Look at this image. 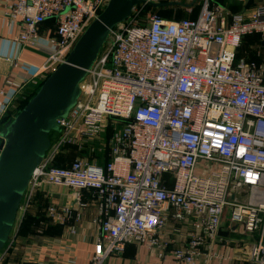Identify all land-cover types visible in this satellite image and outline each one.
<instances>
[{"label":"built area","instance_id":"2783aa9c","mask_svg":"<svg viewBox=\"0 0 264 264\" xmlns=\"http://www.w3.org/2000/svg\"><path fill=\"white\" fill-rule=\"evenodd\" d=\"M108 1H5L6 18L19 25L20 50H41L42 39L49 47L30 80H5L0 118L26 85L42 82L65 61ZM160 1L143 0L109 31L79 83L75 105L57 120L29 178L18 221L45 185L71 191L76 202L50 203L45 215L65 224L74 208L78 220L86 191L101 214L87 264H107L128 244L157 247L178 264H210L216 254L205 250L221 240L226 215L228 226L246 237L247 264H264V46L258 64L236 57L244 36L259 34L264 41V4L250 14L228 13L212 0H199L194 19L152 14L139 23L142 8ZM46 20L54 23L50 36L39 33ZM108 126L113 130L106 140ZM67 145L87 154L68 167L54 166ZM169 218L188 223L187 235L165 238ZM15 237L1 249L0 264ZM20 264L57 263L25 256Z\"/></svg>","mask_w":264,"mask_h":264},{"label":"crops","instance_id":"0c3cea01","mask_svg":"<svg viewBox=\"0 0 264 264\" xmlns=\"http://www.w3.org/2000/svg\"><path fill=\"white\" fill-rule=\"evenodd\" d=\"M5 1L0 0V89L4 86L5 80L11 78L17 84H24L34 75L37 68L42 65L49 45L41 40V50L27 48L20 50L16 40L19 32V25L15 21L6 18ZM8 1V0H7ZM232 4L237 10L247 14L263 5L264 0H223ZM228 13H232L225 5H221ZM233 10H236V9ZM53 21H47L39 29L42 36H47L48 27ZM30 85V84H28ZM26 85V87L28 86ZM25 87V88H26ZM1 98V97H0ZM63 167H68L71 161L59 162ZM42 192L46 195L49 203L64 205L67 207L76 206L75 197L71 191L57 186L45 185ZM84 193V194H83ZM81 201L86 206L80 209L79 219L75 220L76 211L73 210L69 222L61 224V229L53 234H47L42 238L34 239L31 243L24 242L22 256L35 258L41 262H56L66 264L68 259H73V264H87L89 254L93 251V245L98 238V222L101 216L99 204L96 197L90 192H82ZM228 218L222 219L220 228V241L211 244L208 251L216 254L210 264H247L243 240L246 237L239 235L235 229L228 226ZM74 226L75 232L70 233L69 228ZM189 231L188 223H177L169 218L165 228V238L180 240ZM222 235V237H221ZM225 239H224V238ZM18 240V239H17ZM20 249V248H18ZM107 264H178L174 259L157 247L148 248L146 244H128L125 252L117 257L108 260ZM184 264V263H180Z\"/></svg>","mask_w":264,"mask_h":264},{"label":"water","instance_id":"95a60500","mask_svg":"<svg viewBox=\"0 0 264 264\" xmlns=\"http://www.w3.org/2000/svg\"><path fill=\"white\" fill-rule=\"evenodd\" d=\"M143 0H109L77 40L65 61L39 85L26 104L1 132L0 251L17 218L29 178L50 145L57 120L66 116L79 95V83L92 66L109 31L124 21ZM159 7L169 3H152ZM264 46V41L262 42Z\"/></svg>","mask_w":264,"mask_h":264},{"label":"trees","instance_id":"16d2710c","mask_svg":"<svg viewBox=\"0 0 264 264\" xmlns=\"http://www.w3.org/2000/svg\"><path fill=\"white\" fill-rule=\"evenodd\" d=\"M179 1H185V2H179ZM161 3H169L173 2L174 4H164L159 7H153L151 5H146L142 9L146 10L147 8H154V9H172L173 7H181L184 8V12L186 13V17H183L181 19H194L200 9V1H194L192 5L187 0H162ZM227 1L223 0H212V5H225L226 8H229L232 13L238 12V10L230 3H226ZM191 7V11H187V6ZM236 10H233V9ZM160 15L166 17L163 15V13L159 12ZM180 19V20H181ZM47 21L52 20H46L43 22L42 25H44ZM54 30V23L50 24L48 27V33L47 36H50L53 34ZM262 41L259 34H250L246 35L242 38L241 44L236 50V57L237 58H245L248 61H252L255 63L260 62V56L256 54V49L262 48ZM246 48V49H244ZM41 81L38 82V84H30L28 85L20 94H18L15 99L12 102V106L8 108V110L4 113V115L0 118V134L2 131L5 130L6 126L9 124V122L12 120V118L17 114V112L26 104V102L31 98V96L35 93L37 88L39 87ZM113 128L111 126L107 127L106 134L104 135V138L107 140V138L110 136ZM56 134V131L51 132L50 134V140L54 137ZM2 138L0 136V142ZM87 154L86 150L79 151L75 145H67L63 152H60L54 159L53 164L54 166L62 165L59 162H68L73 161L78 156H84ZM84 192V191H83ZM84 194V193H83ZM50 203L48 202L46 195L41 190L37 191L32 201L29 205V207L26 209L24 215L22 216L19 226L16 231V241L17 239L20 240L22 237H24L23 241L25 243H29L30 241L38 238H42L43 236H48L47 234H54L55 231L61 229L62 225L60 223H57L56 221L52 220L50 217L45 215V210L48 207ZM228 222V221H227ZM178 223V222H177ZM220 233V231H219ZM220 236V235H219ZM222 237V235H221ZM28 238V239H27ZM224 238V237H223ZM226 238V237H225ZM224 238V239H225ZM32 239V240H29ZM27 241V242H26ZM24 242L22 245L24 246ZM14 250L12 252V255L9 256L7 263L5 264H20L23 262L24 257L22 256V248ZM19 247V246H18Z\"/></svg>","mask_w":264,"mask_h":264},{"label":"rangeland","instance_id":"374dc122","mask_svg":"<svg viewBox=\"0 0 264 264\" xmlns=\"http://www.w3.org/2000/svg\"><path fill=\"white\" fill-rule=\"evenodd\" d=\"M179 2H185V1H179ZM183 9L184 8H181V7H173L172 9L170 8V9H166V10H163V9L160 10V9H154V8L153 9L152 8H147L146 10L142 9V14L139 15V18H138L139 21L138 22L139 23L145 22V16L146 15H152V14L158 15V16L162 17L163 19H166V20H180L181 18L187 16ZM159 12L160 13L162 12L163 15H165L166 17L160 15ZM244 49H246V48H244ZM259 51H260L259 49H256V54H258ZM225 217H226V215H225ZM18 224H19V221H18V217H17V219H16V221L14 223V226H13V228L11 230V235H10V238H9L6 246H8L9 243L13 240V238L15 236V233L17 231V228L19 226ZM23 238L24 237H22V239ZM22 239H21V241H22ZM29 240H32V239H29ZM31 242L32 241H30L29 243H31ZM21 246H22V242H20V240L15 241L9 247L8 253L4 257L5 259L3 261V264H5V262L7 263L9 256L12 255V252H14V250H16V249L18 250V248H20Z\"/></svg>","mask_w":264,"mask_h":264}]
</instances>
